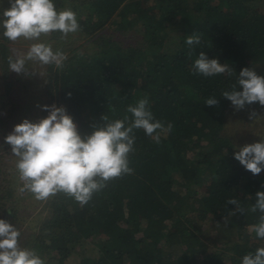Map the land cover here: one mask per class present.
<instances>
[{
	"label": "trees",
	"instance_id": "1",
	"mask_svg": "<svg viewBox=\"0 0 264 264\" xmlns=\"http://www.w3.org/2000/svg\"><path fill=\"white\" fill-rule=\"evenodd\" d=\"M55 4L70 6L81 30L66 39L59 32L44 38L67 57L62 69L43 66L48 101L63 100L84 135L102 123L103 114L131 116L127 106L146 95L155 118L173 128L161 133L159 144L136 130L133 174L109 181L86 205L63 193L44 201L47 214L21 237V246L37 249L46 264H241L245 254L264 246L247 231L261 215L247 209L256 192L264 191V169L253 175L234 157L264 132L225 130L247 123L264 106L254 102L235 110L221 93L231 89L236 75L204 77L192 68L203 51L229 63L237 75L250 67L264 76V0ZM8 7L9 0H0V18ZM194 33L201 34V44L189 48L185 40ZM9 42L0 28L2 131L15 113L13 92L29 86L23 73L7 69ZM210 96H217L218 105L204 104ZM230 198L240 200L245 211L227 204ZM2 210L12 215L11 207Z\"/></svg>",
	"mask_w": 264,
	"mask_h": 264
},
{
	"label": "clouds",
	"instance_id": "2",
	"mask_svg": "<svg viewBox=\"0 0 264 264\" xmlns=\"http://www.w3.org/2000/svg\"><path fill=\"white\" fill-rule=\"evenodd\" d=\"M9 3L10 7L0 18L3 36L13 43L20 40L30 42L23 53L12 49L14 55L8 57L9 70L30 75L35 72L28 67L30 62L62 69L66 54L60 49L54 50L44 38L59 32L60 39H66L69 34L80 31L77 13L70 6L58 9L55 0H9ZM185 43L189 48L200 45L201 34L188 35ZM192 68L194 74L204 77L236 75V83L221 93L231 101L235 110L254 102L264 106V76L258 75L254 68L244 67L237 75L229 63H221L218 58L210 59L203 51ZM238 86L242 90H237ZM216 97H208L204 104L218 105ZM42 107L49 113L46 117L36 122L25 118L5 137V143L11 146L12 154L17 157L16 169L22 182L19 191L30 192L38 201L63 193L81 206L86 205L109 181L133 174L130 154L135 151L136 130L142 129L159 144L161 133H169L173 128L171 123L165 126L155 118L146 95L134 105L127 106L126 113L131 116L125 114L121 119H110L103 114L102 123L94 125L93 131L84 135L65 107L55 104ZM255 117L253 110L250 119ZM234 157L253 175L260 174L264 169V137L259 142L244 145ZM226 203L235 205L236 211H245L236 198H230ZM247 210L261 213L247 231L264 241V191L256 192L255 203ZM20 236V231L12 223L0 219V264H46V258L37 249L21 246ZM241 264H264V246L245 254Z\"/></svg>",
	"mask_w": 264,
	"mask_h": 264
},
{
	"label": "rangeland",
	"instance_id": "3",
	"mask_svg": "<svg viewBox=\"0 0 264 264\" xmlns=\"http://www.w3.org/2000/svg\"><path fill=\"white\" fill-rule=\"evenodd\" d=\"M30 42L17 41L15 43L9 42L12 49H18L21 53L25 52ZM14 55V54H13ZM28 67L35 72L30 75L21 77L23 80L29 81L28 88H17L14 94L15 113L13 117L7 123L5 129L2 131L0 128V204L4 201V206L0 205V217L12 223L21 233V237H25L28 232L36 230L41 220L47 214V209L44 205V201H38L30 192L21 193L19 188L22 186V182L19 180L18 172L16 169V156L11 152V146L4 147V139L8 134L13 131L16 124L22 122L23 119H31V117L38 113L43 105L48 101V97L44 92L43 84L45 81L43 66L30 62ZM8 71L9 65H8ZM31 71V70H30ZM8 72V73H9ZM13 75H18L16 72L11 71ZM40 73L43 75H40ZM3 91L2 80L0 77V93ZM241 122V121H239ZM235 128H225L228 132H251L252 135H263L264 132V110L257 114L255 118L250 119L247 123L241 125L236 123ZM247 129H251L248 131ZM252 129L257 130L253 132ZM6 131V134H4ZM255 138V137H254ZM251 138V139H254ZM9 190L13 196H9ZM3 196V197H2ZM9 196V197H8ZM6 206V207H5ZM11 207L12 215L5 216L2 209ZM251 225V224H249Z\"/></svg>",
	"mask_w": 264,
	"mask_h": 264
},
{
	"label": "built area",
	"instance_id": "4",
	"mask_svg": "<svg viewBox=\"0 0 264 264\" xmlns=\"http://www.w3.org/2000/svg\"><path fill=\"white\" fill-rule=\"evenodd\" d=\"M53 104H55V105L58 106V107H59V106H63V107H65L67 113H68L69 115H71V114L68 112V110H67V105H66V103H65L63 100L58 99V98H56V97H53V98H51V99L46 103V105H49V106H51V105H53ZM48 114H49L48 111H46V110L43 109L42 112L33 115V116L31 117L30 121H32V122H36V121H38V120H40V119L46 117ZM71 116H72V115H71ZM72 117H73V116H72ZM73 120H74V122L77 124V120L75 119V117H73Z\"/></svg>",
	"mask_w": 264,
	"mask_h": 264
}]
</instances>
